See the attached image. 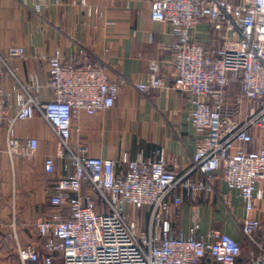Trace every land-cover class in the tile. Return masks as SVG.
<instances>
[{
  "label": "built area",
  "instance_id": "1",
  "mask_svg": "<svg viewBox=\"0 0 264 264\" xmlns=\"http://www.w3.org/2000/svg\"><path fill=\"white\" fill-rule=\"evenodd\" d=\"M40 9V2L35 10ZM150 17L172 25V87L187 93L192 108L189 121L200 136L191 164L176 174L168 168L163 149L147 162L124 155L117 168L111 159L91 156L83 145L69 144L72 118L84 111L93 114L113 106L117 85L103 67L80 48L65 61L56 48L47 56L48 82L52 95L41 101L31 89L39 87L31 77L22 85L9 66L11 57H24V49L11 46L0 52V125H5L4 151L31 160L38 141H23L14 128L16 121L40 115L58 141L56 156L66 164L53 183L50 216L36 222L43 252L35 245L19 246L21 264H236L241 244L231 235L210 229L195 235L175 236L162 214L169 207L168 195L182 187L187 195L212 191L219 172L228 189H236L247 210L254 208L262 191L256 185L264 174V144L257 146L253 130L264 128V0L251 4L230 0H152ZM207 19L217 32V47H205L193 39L191 28ZM14 80V113L9 112L11 91L5 78ZM238 84V91L232 85ZM164 81L152 73L137 83L140 91L162 88ZM46 173L54 171V157L44 158ZM69 168L71 169L69 171ZM192 172L201 178L193 180ZM85 186V187H84ZM150 207L146 230L139 231L125 207ZM263 223L245 217L241 232L250 238ZM261 252V251H260ZM254 252L255 264H264ZM58 260V263L56 262Z\"/></svg>",
  "mask_w": 264,
  "mask_h": 264
},
{
  "label": "crops",
  "instance_id": "2",
  "mask_svg": "<svg viewBox=\"0 0 264 264\" xmlns=\"http://www.w3.org/2000/svg\"><path fill=\"white\" fill-rule=\"evenodd\" d=\"M151 1L0 0V52L5 54L11 46L23 47L24 57H11L7 62L22 85H30L31 77L38 82L39 87L30 93L45 101L52 95L47 86V56L58 48L68 61L83 48L103 67L109 81L117 85V98L110 108L93 114L82 111L72 118L70 146L76 149L83 145L89 155L111 159L119 170L124 169V155L128 159L141 156L150 162L156 158L154 152L163 149L168 168L181 174L190 166L200 136L188 118L192 108L189 95L172 87V44L176 35L170 23L151 19ZM190 34L205 47L219 44L217 32L207 19L196 23ZM152 73L162 78L164 86L137 89L136 84L146 81ZM13 85L14 80L7 75L5 88L11 91V115ZM232 90L238 91L237 83ZM14 128L22 141L34 137L38 145L31 160L20 154L9 155L4 151L5 125H0V264H21L19 246L35 245L43 252L36 222L50 216L53 183L67 173L66 161L56 156L57 138L40 115L16 121ZM253 133L257 146L263 145L264 128ZM48 155L54 157L51 174L43 168ZM215 174L212 191L190 196L182 187L172 190L162 217L169 221L175 236H188L195 223L199 225L197 237L210 229L231 235L242 249H250L249 256L240 255L236 264H255L254 252L264 249V174L256 185L262 198L255 200L252 210L246 209L236 189H228L219 172ZM190 177L201 178L196 172ZM125 211L139 231L146 230L150 207L127 206ZM245 217L263 223L250 238L240 229Z\"/></svg>",
  "mask_w": 264,
  "mask_h": 264
},
{
  "label": "rangeland",
  "instance_id": "3",
  "mask_svg": "<svg viewBox=\"0 0 264 264\" xmlns=\"http://www.w3.org/2000/svg\"><path fill=\"white\" fill-rule=\"evenodd\" d=\"M250 254V249L249 248H247V247H243V249H242V247H241V255H244V256H249V254ZM259 255H264V249L260 252V254Z\"/></svg>",
  "mask_w": 264,
  "mask_h": 264
},
{
  "label": "water",
  "instance_id": "4",
  "mask_svg": "<svg viewBox=\"0 0 264 264\" xmlns=\"http://www.w3.org/2000/svg\"><path fill=\"white\" fill-rule=\"evenodd\" d=\"M263 261H264V256H263Z\"/></svg>",
  "mask_w": 264,
  "mask_h": 264
}]
</instances>
